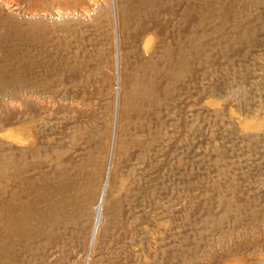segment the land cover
I'll return each mask as SVG.
<instances>
[{
  "label": "rangeland",
  "instance_id": "obj_1",
  "mask_svg": "<svg viewBox=\"0 0 264 264\" xmlns=\"http://www.w3.org/2000/svg\"><path fill=\"white\" fill-rule=\"evenodd\" d=\"M0 264H264V0H0Z\"/></svg>",
  "mask_w": 264,
  "mask_h": 264
},
{
  "label": "bare ground",
  "instance_id": "obj_2",
  "mask_svg": "<svg viewBox=\"0 0 264 264\" xmlns=\"http://www.w3.org/2000/svg\"><path fill=\"white\" fill-rule=\"evenodd\" d=\"M151 39V38H150ZM150 39H147L145 41V48L149 45L148 43H150ZM147 45V46H146ZM20 132V131H19ZM7 137H13V139L17 140L19 139L20 137L18 135H14L13 132H11L10 130L6 133ZM22 136V135H20ZM18 141V140H17ZM99 209H100V204H99ZM100 214V212H99ZM100 220V215L98 216V221Z\"/></svg>",
  "mask_w": 264,
  "mask_h": 264
}]
</instances>
